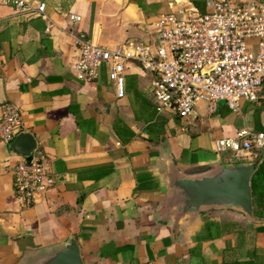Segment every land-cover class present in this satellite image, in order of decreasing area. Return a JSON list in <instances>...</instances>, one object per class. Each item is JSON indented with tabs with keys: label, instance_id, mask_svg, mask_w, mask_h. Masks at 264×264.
Segmentation results:
<instances>
[{
	"label": "crops",
	"instance_id": "1",
	"mask_svg": "<svg viewBox=\"0 0 264 264\" xmlns=\"http://www.w3.org/2000/svg\"><path fill=\"white\" fill-rule=\"evenodd\" d=\"M8 1L0 5V111L18 109V132L50 159L56 182L22 208L12 190L19 157L0 141V264H28L69 239L83 264H264V219L209 209L176 225L165 205L168 163L195 175L241 161L218 154L216 142L241 129L264 133V93L235 111L219 103L209 114L199 104L188 119L158 115L152 76L137 66L126 67L121 99L106 64L90 82L71 68L76 38L106 48L147 40L172 0ZM191 1L204 10L205 0Z\"/></svg>",
	"mask_w": 264,
	"mask_h": 264
},
{
	"label": "built area",
	"instance_id": "2",
	"mask_svg": "<svg viewBox=\"0 0 264 264\" xmlns=\"http://www.w3.org/2000/svg\"><path fill=\"white\" fill-rule=\"evenodd\" d=\"M0 0V5H8ZM29 12V4L13 2ZM44 4L36 8L43 13ZM171 9L159 15L151 38L106 48L76 38L78 58L72 65L75 78L96 79L99 67L108 66V79L117 98L125 96V73L129 65L150 74V88L158 115L188 119L204 104L209 114L223 103L229 110L240 101L256 103L264 93V1L205 0L200 10L191 0H172ZM74 22L81 19L71 16ZM20 113L12 104L0 111V141L9 144L18 133ZM264 148V133L241 129L233 138L216 142L218 154L234 160H252ZM49 158L40 152L19 157L12 170L15 199L25 209L44 200L55 186Z\"/></svg>",
	"mask_w": 264,
	"mask_h": 264
},
{
	"label": "water",
	"instance_id": "3",
	"mask_svg": "<svg viewBox=\"0 0 264 264\" xmlns=\"http://www.w3.org/2000/svg\"><path fill=\"white\" fill-rule=\"evenodd\" d=\"M36 149L33 137L18 132L8 144L13 157L29 158ZM257 168L254 162L222 163L195 175L180 173L172 162L168 163L165 205L177 225L187 216H197L209 210H231L243 214L251 222H261L253 214L251 178ZM28 264H83L78 245L69 239L57 249L40 254Z\"/></svg>",
	"mask_w": 264,
	"mask_h": 264
},
{
	"label": "trees",
	"instance_id": "4",
	"mask_svg": "<svg viewBox=\"0 0 264 264\" xmlns=\"http://www.w3.org/2000/svg\"><path fill=\"white\" fill-rule=\"evenodd\" d=\"M253 162L257 164L250 182L253 214L257 219H264V148L257 151Z\"/></svg>",
	"mask_w": 264,
	"mask_h": 264
}]
</instances>
